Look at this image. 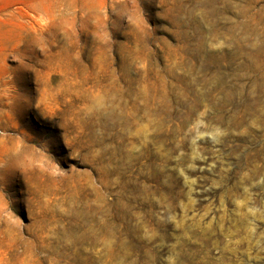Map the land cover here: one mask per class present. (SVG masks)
I'll list each match as a JSON object with an SVG mask.
<instances>
[{
  "label": "rangeland",
  "instance_id": "rangeland-1",
  "mask_svg": "<svg viewBox=\"0 0 264 264\" xmlns=\"http://www.w3.org/2000/svg\"><path fill=\"white\" fill-rule=\"evenodd\" d=\"M0 20V264H264V0Z\"/></svg>",
  "mask_w": 264,
  "mask_h": 264
},
{
  "label": "bare ground",
  "instance_id": "bare-ground-1",
  "mask_svg": "<svg viewBox=\"0 0 264 264\" xmlns=\"http://www.w3.org/2000/svg\"><path fill=\"white\" fill-rule=\"evenodd\" d=\"M35 1L36 3H38L41 7L46 8L47 5V0H32ZM37 18V17H36ZM37 22V21H35ZM41 23V22H40ZM39 24V22L37 23ZM42 25V23H41ZM5 29H7V24L5 21L0 20V31H4ZM96 208V207H95ZM98 210V209H97ZM95 216V215H94Z\"/></svg>",
  "mask_w": 264,
  "mask_h": 264
}]
</instances>
